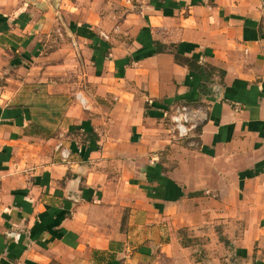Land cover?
<instances>
[{"label":"crops","instance_id":"obj_1","mask_svg":"<svg viewBox=\"0 0 264 264\" xmlns=\"http://www.w3.org/2000/svg\"><path fill=\"white\" fill-rule=\"evenodd\" d=\"M0 177V264H264V0H0Z\"/></svg>","mask_w":264,"mask_h":264},{"label":"built area","instance_id":"obj_2","mask_svg":"<svg viewBox=\"0 0 264 264\" xmlns=\"http://www.w3.org/2000/svg\"><path fill=\"white\" fill-rule=\"evenodd\" d=\"M197 110L191 108L188 104H179L174 106L169 115L170 126L178 138L187 137L193 129ZM1 189V177H0Z\"/></svg>","mask_w":264,"mask_h":264}]
</instances>
